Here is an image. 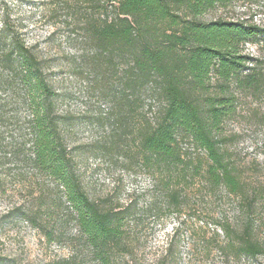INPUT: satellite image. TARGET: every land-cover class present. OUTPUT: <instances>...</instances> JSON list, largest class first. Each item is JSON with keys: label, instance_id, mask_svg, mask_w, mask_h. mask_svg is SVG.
<instances>
[{"label": "trees", "instance_id": "1", "mask_svg": "<svg viewBox=\"0 0 264 264\" xmlns=\"http://www.w3.org/2000/svg\"><path fill=\"white\" fill-rule=\"evenodd\" d=\"M24 1L0 0V199L22 190L12 187L20 167L29 200L0 212V230L25 221L52 244L72 241L74 229L93 264H133L142 219L174 212L182 221L156 264H178L181 229L206 257L264 264V183L232 147L238 119L264 126V55L248 52L264 47V26L204 19L234 0H44L48 18L82 33L96 91L112 103L97 119L110 130L90 152L151 180L123 201L86 188L74 119L60 112L54 65L31 41ZM224 199L230 210L216 207ZM0 264L25 263L0 252Z\"/></svg>", "mask_w": 264, "mask_h": 264}, {"label": "rangeland", "instance_id": "2", "mask_svg": "<svg viewBox=\"0 0 264 264\" xmlns=\"http://www.w3.org/2000/svg\"><path fill=\"white\" fill-rule=\"evenodd\" d=\"M43 2L44 0H25L21 10L31 22V41L37 44L40 54L50 59L54 65V78L61 93L60 112L74 119L70 143L76 148L80 172L89 194H117L123 201L136 194L140 195L151 183L150 178L140 168L128 169L123 164H110L108 158L90 152V147L110 130L109 127L97 123V119L106 117L112 103L96 91L94 73L89 63L93 50L83 40L82 33L74 30L63 16L59 19L48 18ZM217 17L245 18L264 26V0H234L227 8L212 11L204 19L212 20ZM248 52L264 55V47L249 45ZM121 71L120 67L118 77ZM262 112L264 115V103ZM232 128L239 134L232 146L237 160L243 166L249 167L248 177L264 183V126L238 119L232 124ZM20 172L18 167L12 187L14 190H22L14 193L10 200L0 199V212L13 204L29 200V189L20 183L17 176ZM25 172L27 171L23 170L22 174ZM148 199V196H140L139 201L144 205ZM232 204L234 203L231 200L224 199L219 200L216 207L222 205L224 209L230 210ZM176 214L162 211L160 218L145 216L142 219L144 224L138 231L141 240L136 256L130 262L156 264L166 255L168 240L179 220L182 221ZM177 235L181 238L177 247L178 264H223L216 252L206 257L200 245H192L183 229ZM65 237L73 240L64 239L62 242L50 244L40 231L25 221H18L0 230V252L25 264H58L69 257H76L77 264H93L89 251L77 241L74 229H70ZM124 262L125 259L121 264Z\"/></svg>", "mask_w": 264, "mask_h": 264}]
</instances>
